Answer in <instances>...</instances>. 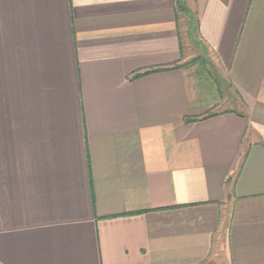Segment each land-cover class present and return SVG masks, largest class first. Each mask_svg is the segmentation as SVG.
<instances>
[{"label":"crops","instance_id":"crops-1","mask_svg":"<svg viewBox=\"0 0 264 264\" xmlns=\"http://www.w3.org/2000/svg\"><path fill=\"white\" fill-rule=\"evenodd\" d=\"M0 264H264V0H0Z\"/></svg>","mask_w":264,"mask_h":264},{"label":"trees","instance_id":"trees-1","mask_svg":"<svg viewBox=\"0 0 264 264\" xmlns=\"http://www.w3.org/2000/svg\"><path fill=\"white\" fill-rule=\"evenodd\" d=\"M177 4H178V8H179V10H183V7L180 6V2H177ZM146 73H148V72H146ZM146 73H144V74H146ZM144 74H135V75L133 76V78L139 77V76L144 75ZM207 117H210V116L207 115V116L203 117V119H205V118H207ZM185 121H186L187 123L195 122V121H198V118H186Z\"/></svg>","mask_w":264,"mask_h":264}]
</instances>
